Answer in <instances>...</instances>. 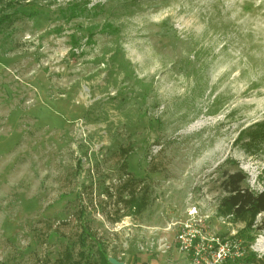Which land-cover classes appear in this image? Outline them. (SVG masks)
<instances>
[{"label":"rangeland","instance_id":"1","mask_svg":"<svg viewBox=\"0 0 264 264\" xmlns=\"http://www.w3.org/2000/svg\"><path fill=\"white\" fill-rule=\"evenodd\" d=\"M10 2L0 264L95 261L100 245L125 264H194L177 242L192 219L228 243L220 264H264L262 215L249 227L220 206L228 172L264 190V0Z\"/></svg>","mask_w":264,"mask_h":264},{"label":"trees","instance_id":"2","mask_svg":"<svg viewBox=\"0 0 264 264\" xmlns=\"http://www.w3.org/2000/svg\"><path fill=\"white\" fill-rule=\"evenodd\" d=\"M16 0H11L14 3ZM264 136V132H255V136ZM247 176L242 170L226 173L221 185L226 196L221 201L223 215H230L235 220H244L250 227L255 218L261 214L262 220L259 228L264 229V190L256 191L246 185ZM136 212H141L146 206L145 198L132 199L129 201ZM84 230L87 232L86 228ZM91 235L88 232V236ZM98 259L91 261L87 259L84 250L77 253V257L70 249H65L63 255L57 259L56 264H111L105 249L100 245L97 248ZM254 260V255L246 257V261Z\"/></svg>","mask_w":264,"mask_h":264},{"label":"built area","instance_id":"3","mask_svg":"<svg viewBox=\"0 0 264 264\" xmlns=\"http://www.w3.org/2000/svg\"><path fill=\"white\" fill-rule=\"evenodd\" d=\"M193 213L194 211L190 216ZM191 221L182 225L181 231L177 234V242L181 250L193 253L194 264L208 260L220 264L231 256L227 242L223 243L216 236L207 235L204 230L197 228L196 222ZM234 254L242 258L244 252L237 250Z\"/></svg>","mask_w":264,"mask_h":264},{"label":"water","instance_id":"4","mask_svg":"<svg viewBox=\"0 0 264 264\" xmlns=\"http://www.w3.org/2000/svg\"><path fill=\"white\" fill-rule=\"evenodd\" d=\"M109 261H110L112 264H125V263H123V262L118 261V260L115 259V258H112V257H109Z\"/></svg>","mask_w":264,"mask_h":264}]
</instances>
